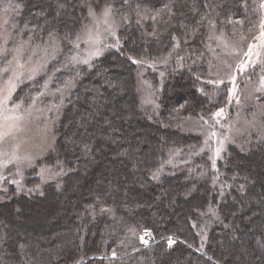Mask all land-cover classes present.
<instances>
[{
    "label": "trees",
    "instance_id": "1",
    "mask_svg": "<svg viewBox=\"0 0 264 264\" xmlns=\"http://www.w3.org/2000/svg\"><path fill=\"white\" fill-rule=\"evenodd\" d=\"M103 4L119 23L117 37L89 64L68 68ZM261 4L0 0L3 62L29 40H55L62 55L48 72L58 84L74 80L42 160L63 174L41 188L33 176L26 189L0 192V264H264V115L262 130L251 126L217 159L184 129L193 117L213 121L229 100L228 84L209 83L211 28L248 35ZM142 67L159 85L151 109L141 104ZM26 89L36 88L22 85L17 100Z\"/></svg>",
    "mask_w": 264,
    "mask_h": 264
},
{
    "label": "rangeland",
    "instance_id": "2",
    "mask_svg": "<svg viewBox=\"0 0 264 264\" xmlns=\"http://www.w3.org/2000/svg\"><path fill=\"white\" fill-rule=\"evenodd\" d=\"M109 7L110 13L105 16V9ZM118 24L111 5L103 4L93 9L78 35L77 50L67 58V67L77 63L89 64L102 55L117 37ZM210 32L209 45L214 62L210 74L213 79L209 83L217 84L216 87L228 84L229 100L223 112L216 115L213 121L193 117L187 120L184 129L197 133L203 141L202 151L208 148L211 158L217 159L222 156L228 142L236 140L240 144L242 139L237 137L251 130V126L256 130L263 129L260 118L264 115V0L254 32L234 36L217 27H212ZM5 39L6 36L4 42L0 39L2 62L6 51ZM61 48L55 40H29L15 48L13 57L11 53L3 66L0 64V192L10 186L17 190L26 189L25 179L33 176L39 177L37 185L41 188L63 174L60 168L56 170L58 168L42 162L56 143L55 125L74 85L71 79L58 84L55 81L56 72H48L49 64L62 55ZM5 69L8 71L5 72ZM141 69L138 84L141 104L143 108L151 109L156 107L159 85L145 76L146 67ZM9 78L16 86L11 98L3 102ZM39 78L42 80L37 87L35 80ZM24 84H29V89H36L32 94L26 89L21 100H17L16 93ZM178 154H172V159ZM141 242L149 243L146 233L141 235ZM168 243L172 245L173 240ZM109 257L118 256L113 252Z\"/></svg>",
    "mask_w": 264,
    "mask_h": 264
},
{
    "label": "snow or ice",
    "instance_id": "3",
    "mask_svg": "<svg viewBox=\"0 0 264 264\" xmlns=\"http://www.w3.org/2000/svg\"><path fill=\"white\" fill-rule=\"evenodd\" d=\"M109 13H110V7L105 9L104 15L107 16ZM106 22L107 21H105V23ZM262 36H264V33H262ZM137 62L139 63L140 61H137ZM4 71L7 72L8 69H5ZM15 86L16 85L14 83V80L12 78H9L6 82L7 95L4 97L3 102H6L7 100H9L11 98V94H12V91H14ZM222 112H223V110L221 109L220 112L216 113V115H220ZM6 119H15V118L14 117H11V118L6 117ZM10 127H11V125H10ZM212 135H215V133H213ZM0 138H2V137H0ZM217 154H219V149H217ZM145 243H147V241H145Z\"/></svg>",
    "mask_w": 264,
    "mask_h": 264
}]
</instances>
